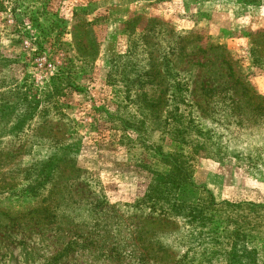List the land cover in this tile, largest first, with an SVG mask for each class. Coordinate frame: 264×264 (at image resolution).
<instances>
[{"label":"rangeland","instance_id":"obj_1","mask_svg":"<svg viewBox=\"0 0 264 264\" xmlns=\"http://www.w3.org/2000/svg\"><path fill=\"white\" fill-rule=\"evenodd\" d=\"M241 1L214 13L211 0H0V264H195L182 256L211 249L210 226L133 204L158 164L148 143L186 140L197 185L263 205L241 228L264 264V0ZM50 158L59 181L30 195L27 169Z\"/></svg>","mask_w":264,"mask_h":264},{"label":"trees","instance_id":"obj_2","mask_svg":"<svg viewBox=\"0 0 264 264\" xmlns=\"http://www.w3.org/2000/svg\"><path fill=\"white\" fill-rule=\"evenodd\" d=\"M180 49L182 50V46ZM143 95L137 98L136 102L141 107H143L142 104L149 106L148 103H152V99L144 98ZM45 96H48V94H45ZM59 103L61 104V99ZM134 121H137V119L135 115H132V117L124 119L123 122L118 121V123L119 125L121 123V129L127 130L137 127L133 125ZM140 122L143 123L144 120ZM119 125H115L118 130ZM173 129L174 133L177 134L185 132L182 129V121H178L177 126H174ZM180 142L179 144L181 145H177L176 148L170 151H164L161 145L153 147L148 143L147 146L158 154V158H156L158 164L149 168L150 174L145 190L142 196L138 197L133 203L134 206L137 208L143 207L151 213H156L169 219H176L194 228H199L203 225L211 227L210 233L215 236H212L209 240L213 243L211 249L207 251L206 245L200 242L197 248L202 249L201 253L195 257L183 254L182 260L190 259L191 263L206 264L212 262L213 259L216 260L217 256L223 253L226 257V264H253L257 260L256 254L254 248H252L253 246L247 245L249 240L245 237L241 227L250 225V231L258 227L261 221H254L248 214L257 213L256 215L260 217L261 215L258 211L263 209V205L225 199L218 200L207 187L197 185L193 179V161L199 144L189 140ZM71 150L72 148H70ZM71 159L73 157L70 152V157H67V159L66 157L64 159L61 158L60 161L65 160L66 163L71 161ZM62 170L63 167L58 162V159L55 158L36 163L27 169L29 176L26 178L29 182L24 189L33 196L40 195L42 191H45L43 198L45 196L48 197L59 181ZM184 186L192 187L196 190L198 196L195 202H185L180 199L179 195ZM245 211L247 212L245 213ZM222 224V229H218ZM223 231L227 233L223 240L224 250L218 246L219 233Z\"/></svg>","mask_w":264,"mask_h":264},{"label":"crops","instance_id":"obj_3","mask_svg":"<svg viewBox=\"0 0 264 264\" xmlns=\"http://www.w3.org/2000/svg\"><path fill=\"white\" fill-rule=\"evenodd\" d=\"M210 1V0H209ZM212 2V4L214 5V8L212 9V11L214 12V13H217L219 10H223V11H225V7L227 6V5H231V6H234L233 8H237V9H241V10H244V11H246L248 8H249V5H247V4H245V2L244 1H241V0H211ZM258 12L259 13H264V6H260L259 8H258ZM223 13V12H222ZM258 13V14H259ZM206 14V13H205ZM223 16H224V19H219L218 17H217V14H214V18H217V20H220V24L219 23H216V21H213V22H209V28L210 29H212V30H217V29H220V27L222 26V27H225L226 26V17H227V15L226 14H222ZM238 15V14H237ZM233 16H236V14L234 15V13L231 15V17H233ZM242 16H244V15H242ZM220 26V27H219ZM211 34H212V36L215 38V37H217L218 36V31H211Z\"/></svg>","mask_w":264,"mask_h":264}]
</instances>
